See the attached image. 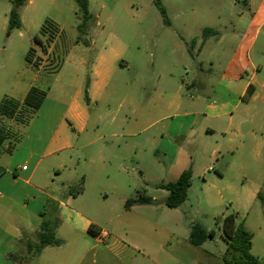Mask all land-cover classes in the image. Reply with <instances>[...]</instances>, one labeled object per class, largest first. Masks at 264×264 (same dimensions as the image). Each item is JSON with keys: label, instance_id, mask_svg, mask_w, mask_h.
<instances>
[{"label": "rangeland", "instance_id": "obj_1", "mask_svg": "<svg viewBox=\"0 0 264 264\" xmlns=\"http://www.w3.org/2000/svg\"><path fill=\"white\" fill-rule=\"evenodd\" d=\"M249 1L89 0L92 18L79 29L82 20L75 0H27L20 8L22 27L10 30L9 14L13 0H0V100L5 96L24 99L32 89V83L35 84L33 87L46 91L42 105L28 121L5 119L4 123L13 136L0 146L1 172L5 168L16 171L18 165L21 168L26 165L32 170L35 162L32 164L28 160L30 154L44 151L45 146L38 145L41 142L46 144L53 135L56 136L55 130L62 120L64 125L59 128L54 142L69 140L75 148L81 147L84 135H79L74 129L66 109L76 89L73 84L74 66L80 59H93L97 52L92 48L94 40L97 49L106 48L108 51L119 49L121 44L129 46L124 59L130 63L128 69L111 72L113 77L108 91L114 88L117 91L116 79L121 77L117 96H109L98 104L90 103L84 95L80 99L91 113L88 140L98 142L89 151L75 152L74 161L67 163L71 170L61 169V177L52 171L46 172L44 164L33 180L62 201L67 211L81 213L92 221L87 233H79L71 224L63 222L60 213L63 206L59 208L45 199L25 200L22 196L18 198L13 213L7 217L0 215V264L6 263L4 251L9 245L8 234H15L23 223H31V229H40L44 221L55 228L56 238L63 244L31 257L26 242H23L17 251L20 258L13 262L9 260V264H104L99 257L102 251H106L110 259L106 264H121L125 254L120 249L107 251L89 229L93 226L114 232L117 225L128 219L158 221L161 224L180 222L184 234L190 233L194 224L207 231L215 230L216 235L207 248L217 253L218 246H226L221 223L218 222L231 213L236 214L237 223H244L253 234L252 253L264 263V207L257 198L259 192L264 194V131L260 140L228 135L222 141L218 157L212 155L218 146V137L209 138L205 146L194 154L197 167L193 183L188 200L178 211L166 206L168 192L158 188L172 179L158 163L162 158L158 144L152 138L157 137V133H144L133 138L119 136L126 116L133 117L128 105L119 109L120 102L135 97L138 109L147 106L148 92L153 91L161 71L172 72L177 82L185 78V84L196 82L200 86L205 79L214 77L218 85L221 69L241 44L239 15L252 11ZM45 27L48 28L46 33L45 29L42 32ZM207 28L219 31L223 40L218 43L212 36L211 40L205 39L202 54L196 58L202 45L200 41L194 44V40L206 38L203 30ZM102 29L104 33L99 36ZM111 34H116L120 41L113 39ZM263 44L264 35H260L250 52L255 62L262 60ZM188 48L195 52V59L185 53ZM30 50H33L34 62L46 63L38 74V68L26 61ZM142 50L148 53L143 54ZM150 52L153 56L149 55ZM209 57L217 63L213 71L210 70ZM187 95L190 101V92ZM261 101L259 96L250 106L264 112ZM247 128L245 126L244 131ZM115 133L117 137L113 136ZM126 141L133 146L136 142L143 144L146 152L142 154L140 149L136 151L133 147L126 152ZM112 143L120 147L113 150L109 147ZM70 152L67 150L64 154L70 155ZM102 155L104 159H101ZM51 164L48 161V165ZM210 166L219 169L222 177L216 171L209 173ZM140 170L144 176L140 175ZM15 177L8 174L2 182L8 189H14L11 185L18 179V190H21L25 186L24 181ZM81 187L84 190L79 193ZM143 194L151 197L153 203L137 207L134 213L127 212L126 201ZM25 238H28L25 241H36L37 236L32 234Z\"/></svg>", "mask_w": 264, "mask_h": 264}, {"label": "crops", "instance_id": "obj_2", "mask_svg": "<svg viewBox=\"0 0 264 264\" xmlns=\"http://www.w3.org/2000/svg\"><path fill=\"white\" fill-rule=\"evenodd\" d=\"M249 6H251L252 11L242 12L239 15L241 44L239 43L228 64L221 69L222 74L219 77L218 85L215 84L214 77L205 79L204 82L200 83V86L196 82L185 84V78L182 82H177L174 74L165 70L158 75L152 88L153 91L148 92L147 106L138 109L135 106V97L121 101L119 104V109H122L125 104L128 105L129 112L133 116L132 118L126 116L125 124L121 126L123 132L119 136L133 138L144 133H157V137L153 136L152 138L154 142H157L158 153L162 158L158 163L163 165L164 171L172 180H176L188 169H191L192 173L195 172L197 158L194 157V154L199 152V148L205 146L209 138L218 137V146L212 151V155L218 157L221 154L222 141L228 135L243 136L244 140L246 137L260 140L264 131V112L259 108L256 109L257 107L250 106L259 96H261V102L264 104V44L261 48V50L263 49L261 61L255 62L250 55L260 35H264V0H250ZM212 30L213 32H209L206 38L194 40V44L200 41L202 45L197 51L196 58L202 54L205 39L206 41L211 40L212 36L218 43L223 40L219 31ZM103 33L104 30L102 29L99 36ZM111 37L120 41L116 34H111ZM96 46V40H94L92 48L96 49L97 52L93 59H80L76 64L77 66H74L76 72H74L73 84L76 89L70 105L66 109V115L71 120L74 129L79 135H84L81 147L75 148L69 140L54 142L59 128L64 125L62 120L55 130L56 136L53 135L46 144L41 142L38 145L40 147L45 146L44 151L41 154H30L28 160L32 161V164L35 162L32 170L30 168L24 170L23 167L26 165H23L22 168L18 165L16 171L12 172L11 168H5L1 172L0 156V215L3 214L7 217L8 214L13 213L18 198L22 196L25 200L31 201L37 199L51 200L59 208L63 206L60 211L63 222L71 224L79 233H87L86 231L92 221L81 213L67 211L62 201L50 195L42 186L35 184L33 180L37 171L44 164L46 165L44 169L46 172L52 171L61 177L63 175L61 169H69L67 163L74 161L75 152L79 150L89 151L98 142V140H88L91 113L87 107L80 103V99L84 95L90 103L98 104L103 99L120 93L118 88L120 90L121 77L116 79L117 91L115 88L108 91L113 77L111 72L114 69L120 71L128 69L130 63L124 59V54L129 50V46L121 44L119 49L110 51L106 48L97 49ZM184 51L195 59L193 49L188 48ZM142 53L148 52L142 50ZM149 55L153 56V53L150 52ZM209 58L212 67L210 70L213 71L217 63L212 57ZM44 65H46L45 62L35 66L38 68L37 74L41 72L40 70ZM30 66L33 65L30 64ZM201 70H203L202 66ZM37 76L36 81L38 80ZM86 79L87 82H85ZM33 85L35 84L32 83L31 86L33 87ZM250 89L252 92L249 94ZM188 92H190V101L187 99ZM127 97L126 95L125 98ZM129 121H131L130 124ZM245 126H248L247 131H244ZM113 136L117 137L116 133ZM109 147L116 150L120 145L117 144L116 146L112 143ZM124 147L126 152L131 147L136 148V151L140 149L142 154L146 152L145 146L139 142L133 146L132 143L126 141ZM257 147L260 148L261 145L258 144ZM67 150L72 151L70 155L64 154ZM201 155H204L203 151H201ZM101 159H104L103 155ZM48 161L52 163L50 166ZM216 161L219 162V159ZM213 171L222 177L219 169L212 166L208 167L209 173ZM140 173L141 176H144L142 170ZM8 174L20 178L21 181H24L25 186L18 190V179H15L14 184L11 185L14 189H8L2 182ZM210 175L216 177L213 174ZM5 182L7 183V181ZM114 188L116 189L117 186L114 185ZM83 190L84 188L81 187L79 193H82ZM141 205L143 204H135L127 212L134 213L137 207ZM24 206L27 207L25 204ZM180 208L174 210L178 211ZM16 216L22 218L18 214ZM25 221L28 222V220ZM28 224L23 223L22 226L20 224V228L15 231V234H8L9 245L4 251L5 264H9V254L21 249V241L23 239L28 240L25 236L36 235L39 231V229H31V223ZM115 230L109 232L95 228L97 235L100 233L109 235V240L104 244L107 251L120 249L121 253L125 254L124 258H121V264L126 262H128L126 264H225L223 256L227 249L226 242L225 247L218 246L217 253L207 248L208 243H211L213 239L208 240L202 246H195L189 240L190 233L184 234L183 225L180 222L161 224L158 221L128 219L117 225ZM50 247L53 246H49L43 251ZM99 257L104 264L110 262L106 251L100 252ZM212 261L216 262L211 263Z\"/></svg>", "mask_w": 264, "mask_h": 264}, {"label": "trees", "instance_id": "obj_3", "mask_svg": "<svg viewBox=\"0 0 264 264\" xmlns=\"http://www.w3.org/2000/svg\"><path fill=\"white\" fill-rule=\"evenodd\" d=\"M27 0H13V8L9 14V29H19L22 27V21L20 16V8H22ZM79 8V16L82 23L79 29L84 27L87 22L92 18L89 12V0H75ZM163 14L165 11L162 10ZM49 26H53L50 24ZM58 29V27H55ZM47 29V27L43 28ZM209 32H213L212 29H205L204 35H208ZM33 50H30L26 56V61L34 66L39 64L33 61ZM249 90V94L251 93ZM46 97V91L32 87L27 93L26 97L22 100L14 97L5 96L0 100V146L9 138H12L13 133L11 129L5 125V119H11L14 121L25 122L32 117L40 106L42 105ZM193 183V173L191 169L184 171L176 180H172L168 183H163L158 186L160 189H164L168 192L165 204L170 209L180 208L187 200L189 190ZM257 198L262 202L264 207V194L259 193ZM153 199L147 195H139L137 198L128 199L125 203V209L130 210L135 204H151ZM264 210V209H263ZM221 223L222 236L227 243V249L223 256L225 264H264L258 257L252 253V240L253 234L245 227L244 223H237V216L231 213L227 216H223L218 222ZM90 234L96 236L98 233L92 226L89 229ZM216 235L215 230L207 231L201 225L194 224L191 228L189 235L190 242L195 246H202L208 240L214 239ZM36 241H25L27 252L31 257L40 255L43 250L49 246H61L63 242L56 238L55 228L50 227L47 222L41 224V228L36 234ZM18 252L9 254L10 260L16 261L20 258Z\"/></svg>", "mask_w": 264, "mask_h": 264}, {"label": "built area", "instance_id": "obj_4", "mask_svg": "<svg viewBox=\"0 0 264 264\" xmlns=\"http://www.w3.org/2000/svg\"><path fill=\"white\" fill-rule=\"evenodd\" d=\"M23 169H27L26 166L23 167ZM98 242L105 244L107 240H109V235L107 233H100L99 235L96 236Z\"/></svg>", "mask_w": 264, "mask_h": 264}, {"label": "flooded vegetation", "instance_id": "obj_5", "mask_svg": "<svg viewBox=\"0 0 264 264\" xmlns=\"http://www.w3.org/2000/svg\"><path fill=\"white\" fill-rule=\"evenodd\" d=\"M47 29H48V28H47ZM47 29H45V33H46Z\"/></svg>", "mask_w": 264, "mask_h": 264}]
</instances>
